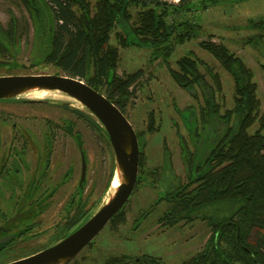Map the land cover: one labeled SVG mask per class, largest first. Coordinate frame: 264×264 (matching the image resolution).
Wrapping results in <instances>:
<instances>
[{"label": "rangeland", "instance_id": "rangeland-1", "mask_svg": "<svg viewBox=\"0 0 264 264\" xmlns=\"http://www.w3.org/2000/svg\"><path fill=\"white\" fill-rule=\"evenodd\" d=\"M86 1L92 8L94 0ZM135 1L137 2L136 6L134 5L130 9L129 25L135 22L134 12L136 10L160 2L178 8L167 18L168 22L187 19L199 26L195 37L181 44L173 43L168 63L163 62L161 58L150 61L151 51L147 47L124 45L122 40L124 41L126 38L125 33L117 26L113 28L109 37V44L117 48L119 55L115 74L125 77L138 70L141 72L140 78L130 88V97L124 110L134 131L141 135L138 141L143 153L141 169L145 174H142L146 176L150 172L148 175H151L155 170L156 177L153 179L159 180L152 182L163 189L165 186L172 187L170 185L176 181L179 183L188 181L190 173L188 174L187 154L192 150L193 138H203L204 127L209 126V132L216 130V137L221 135L225 128L224 122L216 115L207 113L201 88L195 86L192 92L197 96H191L171 78L169 67L178 70L176 60L190 52L201 61V64L198 65L199 72L207 85L212 86L215 90L214 98L218 105V114L222 115L225 110L233 108L231 76L223 70L217 60L199 47V42L222 43L244 61L251 70L253 80L257 85L258 115L264 113V70L261 67L264 65V33L252 26L253 23L260 20L264 21V0H219L215 6L206 9L198 7L196 10L192 8L189 11L179 8L181 2L185 0ZM186 1L194 4L199 2L198 0ZM34 2L42 14L39 19L36 18L33 11L28 12L26 7L17 0H0V27L13 26L17 30V36L11 42L10 53H7L3 59L0 58L1 61L8 62L7 65L0 66V76L53 73L70 76L66 72L44 63L43 55L48 50L50 39L47 31L50 25L49 14L44 4L45 0H34ZM38 29L43 30V35ZM251 38H257L258 44L255 46L251 44L249 42ZM30 64L35 66L31 69H22L21 67L22 65L27 67ZM92 68L88 71V75L92 74ZM207 69L218 76L219 89ZM99 88L101 93L106 96L105 86L102 85ZM37 94L38 92H30L17 100L0 102V111L11 116L9 122H15L17 126L29 131L30 134L26 131V136L24 135L26 138H23L30 141L32 148H34V145H31L32 142L42 139L41 132L46 123L45 119L56 126H62L67 122L73 124V132L80 134L82 149L85 153V215L94 212L114 190L107 189V183L114 166L109 143L99 131L90 127L82 117L72 111L79 109L86 112L80 105L68 101L65 97H40ZM26 100L47 101L33 104L27 103ZM186 114H190V123H193L196 128L194 131L185 125L183 116ZM150 119L153 120L155 128L152 132L147 131ZM9 122L7 124L10 125ZM232 122L233 119L229 124ZM254 128L255 125L251 130ZM61 130L55 129L54 132L55 143L52 157L54 184L57 186L62 183L61 179L68 166H72L70 181H67V186L64 185L54 194L51 204L44 212L35 214L33 218L31 216L28 221L25 220L33 222L35 227L29 231L27 239L16 243L13 251L5 253L1 260L14 259L22 254L40 249L51 243L53 237L60 231L57 225L63 220L64 213L61 209L67 200L68 189L66 187L72 190L80 172L79 154L72 136ZM12 135L11 129L3 127L0 123V140L11 141ZM208 142L206 140V145ZM28 156L36 157L37 155L33 152ZM203 157V148H201L197 150L194 162L198 163ZM163 173L164 180L161 178ZM150 180L149 176L145 183H140L125 203L123 208L124 223L116 227L107 224L94 238L91 245L84 248L78 255L76 258L78 263L105 264L108 258L123 254L140 256L143 253H150L160 256L166 264H180L202 249L209 235L205 221L197 218L190 224L179 222L174 226L157 223V218L166 209V204L162 201L153 205L157 197L159 200L160 193L158 195L157 190H161V188L149 184ZM152 206L151 212L136 224L138 216L148 211ZM218 211H222V209H218ZM11 215L12 213L8 211L7 216Z\"/></svg>", "mask_w": 264, "mask_h": 264}, {"label": "trees", "instance_id": "trees-1", "mask_svg": "<svg viewBox=\"0 0 264 264\" xmlns=\"http://www.w3.org/2000/svg\"><path fill=\"white\" fill-rule=\"evenodd\" d=\"M20 1L28 12L35 13L36 18L42 16L33 0ZM198 1L197 4L182 1L179 8L185 11L198 7L206 9L219 3V0ZM44 4L50 24L44 63L78 77L95 90H100L99 87L104 85L106 98L124 115L130 88L140 78L141 72L138 70L125 77L115 74L119 55L117 48L109 44L113 28L117 26L125 33L126 38L122 40L124 45L147 47L151 51L150 61L161 58L165 63H168L173 43L181 44L195 37L199 28L198 24L187 19L168 22L167 18L178 8L160 2L136 10L132 25L128 23L131 19L130 9L137 4L135 0H94L92 8L86 0H45ZM252 26L264 33V21L260 20ZM256 39L251 38L249 42L255 46L258 44ZM198 45L231 76L233 108L225 110L222 115L218 114L215 90L207 85L199 72L201 61L190 52L176 60L178 70L169 67L171 78L191 96H197L192 92L195 86L201 88L207 113L223 121L225 129L205 159L206 170L197 173L196 177L190 173L186 183H181L166 194L167 207L158 221L174 226L185 220H206L203 214L208 207L229 206L227 216L213 224V234L206 247L188 264H208L211 254L214 255L215 264H223L226 256L232 253L260 254L256 259L258 264H264V113L258 115L257 85L244 61L224 44L201 41ZM91 67L93 72L88 75ZM261 67L264 70V65ZM207 71L219 89L218 76L209 69ZM72 111L106 139L102 129L89 115L77 109ZM231 119L233 122L229 124ZM150 120L148 132L155 130L153 120ZM254 125L255 128L251 130ZM136 135L139 140L141 135L138 132ZM142 166L143 153L140 149L134 189L141 182ZM123 208L110 219V226L124 223ZM81 218L71 224L64 234ZM196 260L197 263H194Z\"/></svg>", "mask_w": 264, "mask_h": 264}, {"label": "flooded vegetation", "instance_id": "flooded-vegetation-1", "mask_svg": "<svg viewBox=\"0 0 264 264\" xmlns=\"http://www.w3.org/2000/svg\"><path fill=\"white\" fill-rule=\"evenodd\" d=\"M17 1L22 3L20 0ZM38 30L41 31V35H43V30ZM47 31L50 34V30L48 29ZM15 36H17V30L13 26L8 28L0 27V58L3 59L7 53H10V48L12 47L11 42L15 40ZM189 115L186 114L183 116V119L186 123V127L193 129L194 131L195 126L193 123H190ZM10 117V115L4 114L2 111H0V123H2L3 127L7 129L10 128L11 132L13 133L11 141L0 140V239L10 238L13 236L11 239H8V241L0 244V264H5L32 255L57 242L66 235L64 233L71 226V224L76 223L82 216H85L86 205L84 196L85 180L83 179L80 181L81 155L84 156L85 160V153L82 149L80 134L73 132V124L67 122L62 126H56L54 124H50L48 119H45L46 123L41 132L42 139L38 142H32L31 145H34V148H32L30 147V141L23 138L26 136L27 130L21 126H17L15 122H9ZM7 122H9L10 125L7 124ZM55 129H62L61 131L65 132L69 136H72V140L78 150L80 160V172L75 185L72 187V190H69V188L66 187V189H68L67 200L61 209V211L64 213L62 215L63 220H61L57 225L60 231L57 232V235L53 237L54 239L51 243L40 249L34 250L27 254H22L21 256H18L14 259L1 260L5 253L13 251L16 243L27 239L29 231L35 227L33 222H26L25 220L28 221L31 216L33 218L35 214L44 212L51 204V198L54 196V194L64 185L67 186V181H70V176L72 175V166H68V168L66 167V171L63 175V178L61 179L62 183H59L57 186L54 184V163L52 157L54 153ZM215 131L209 132V126H207V128L204 127L203 133L205 135L202 133V139H197L196 137L193 138L192 150L187 154V163L189 165L188 174L191 173L193 177H196L197 173L200 174L206 170L204 167L205 159L209 155L211 149L214 147L216 140L223 135V133H221V135L216 137ZM27 132L29 133V131ZM209 137L212 138L209 139ZM206 140L209 141L207 145ZM201 148H203L204 157L202 160L198 161V163H195L194 158L196 156L197 150H200ZM33 152L36 153V157L28 156ZM152 172L153 174L148 175V173L146 175L148 178L149 176L151 178V182L149 184H152L156 188H161L159 185L155 184V182H152L156 180L153 179L156 177L155 170ZM142 173L144 172L142 171L140 174V183H145L147 177L144 175L145 173ZM163 176L164 173L161 174L162 180H164ZM140 183L138 185H140ZM180 184L181 183L176 181V183L170 185L172 187L165 186L167 187L165 190V187L163 189L161 188V190L158 189V195L160 193L159 198L163 199H159L158 201L157 197L153 205H157L158 203L164 201L167 207V201L165 200L166 194L174 191ZM136 188L133 189V192L136 190ZM151 209H153V206L150 207L148 211L138 216L139 218L136 219V224L143 220L151 212ZM218 209H222V211H218ZM229 209V206H210L206 209V212L203 214V217H206V220L203 221H205L208 226L209 235L200 251H202L206 247V244H208V241L213 234V224L215 221L226 217L227 213H229ZM8 211L12 213L10 217L7 216ZM158 218L157 223H159V225H164L162 222L158 221ZM182 222L184 224H190L192 221L188 222L185 220ZM200 251L183 260L180 264H188V262L191 261L193 257H196ZM78 255L69 264H82L78 263L76 260ZM260 256V254L258 255L251 253H232L226 256L223 264H258L256 257ZM213 260H215L214 255L211 254L207 263L215 264ZM197 261L198 260H196L194 263H197ZM105 264H166V262H164L160 256L152 255L150 253H143L140 256L123 254L120 256L111 257L105 261ZM189 264H192V262Z\"/></svg>", "mask_w": 264, "mask_h": 264}, {"label": "water", "instance_id": "water-1", "mask_svg": "<svg viewBox=\"0 0 264 264\" xmlns=\"http://www.w3.org/2000/svg\"><path fill=\"white\" fill-rule=\"evenodd\" d=\"M0 60V66L7 65ZM35 65L22 69H31ZM57 92L68 101L80 105L102 129L113 154V171L107 189H114L105 202L88 213L64 237L32 255L5 264H69L104 229L110 219L125 205L131 196L138 173L139 144L136 132L126 116L104 96L84 81L60 74H34L0 76V102L17 100L30 92ZM47 100H26L39 104ZM86 163L81 155V177L85 176ZM116 178L117 186L112 187ZM106 189V190H107ZM13 237V236H12ZM10 238L0 239V244Z\"/></svg>", "mask_w": 264, "mask_h": 264}, {"label": "bare ground", "instance_id": "bare-ground-1", "mask_svg": "<svg viewBox=\"0 0 264 264\" xmlns=\"http://www.w3.org/2000/svg\"><path fill=\"white\" fill-rule=\"evenodd\" d=\"M35 94V93H34ZM38 96H40V97H46V96H61V97H64L62 94H60V93H57V92H54V93H52V92H45V91H40V92H38V94H37ZM36 95V96H37ZM31 98V97H30ZM72 105V104H71ZM80 107V106H79ZM117 186V180H116V178H114V180H113V182H112V187H116Z\"/></svg>", "mask_w": 264, "mask_h": 264}]
</instances>
